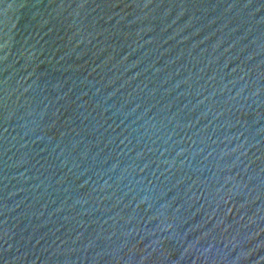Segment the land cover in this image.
Here are the masks:
<instances>
[{
	"label": "water",
	"instance_id": "1",
	"mask_svg": "<svg viewBox=\"0 0 264 264\" xmlns=\"http://www.w3.org/2000/svg\"><path fill=\"white\" fill-rule=\"evenodd\" d=\"M0 264H264V0H0Z\"/></svg>",
	"mask_w": 264,
	"mask_h": 264
}]
</instances>
